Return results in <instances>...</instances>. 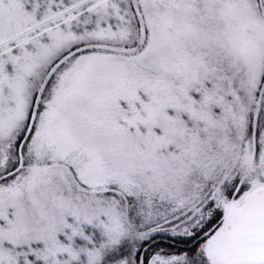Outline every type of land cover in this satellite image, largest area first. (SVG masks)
Masks as SVG:
<instances>
[{
	"label": "snow or ice",
	"instance_id": "6c2138e0",
	"mask_svg": "<svg viewBox=\"0 0 264 264\" xmlns=\"http://www.w3.org/2000/svg\"><path fill=\"white\" fill-rule=\"evenodd\" d=\"M0 264H264V0H0Z\"/></svg>",
	"mask_w": 264,
	"mask_h": 264
}]
</instances>
